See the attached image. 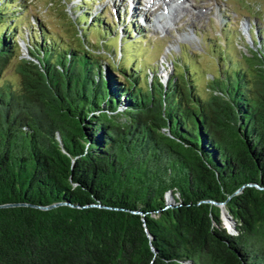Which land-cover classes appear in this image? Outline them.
Here are the masks:
<instances>
[{"label": "trees", "instance_id": "16d2710c", "mask_svg": "<svg viewBox=\"0 0 264 264\" xmlns=\"http://www.w3.org/2000/svg\"><path fill=\"white\" fill-rule=\"evenodd\" d=\"M21 1L0 0V264H264L263 38L217 46L200 89L189 60L161 83L108 59L136 38L100 9L71 21L74 47L22 37Z\"/></svg>", "mask_w": 264, "mask_h": 264}, {"label": "rangeland", "instance_id": "374dc122", "mask_svg": "<svg viewBox=\"0 0 264 264\" xmlns=\"http://www.w3.org/2000/svg\"><path fill=\"white\" fill-rule=\"evenodd\" d=\"M79 1L22 0L21 10L23 11L20 12L22 15L19 12L16 13L20 15L17 18L20 24L21 34L19 35L22 37L27 35L29 29L34 30L37 23L44 27L46 34L59 40L58 43L74 47L79 44L81 34L71 21H75L76 15L81 11H86L89 16H92L100 9L98 16L105 17L102 18V22L107 21L111 29L118 34L128 24V31L136 39L127 40L131 43L125 44L121 52L123 56L118 54V49L114 46L115 54L113 55V52H108L109 47L101 46L100 48L98 45L96 47V39H99V36L91 28L83 35L88 49H92L95 53L96 50L108 52L106 53L109 56L108 59L125 67L134 63L137 68L142 65L141 76L148 71V68H151L161 83L172 74V67L168 60L173 58L181 65L183 62L191 61L193 64L190 65V70L194 72L195 82L200 89L203 87L204 78L217 72L216 59L212 52L217 49V46L227 50L231 60H236L239 59L238 53L247 54L246 48H252L250 35H255L257 45L260 38L264 40V0H155L152 5L149 4L150 6L146 0H139L134 5V11L130 0H84L86 4ZM129 14L137 15V22H134L136 23L134 28L138 29L137 36H134L131 23H126V19L122 22L121 18L123 16L126 18ZM154 16L157 17L156 21ZM157 21L160 22L156 23ZM17 42L20 43L21 49L19 57H24L25 49L21 41ZM111 46H113L112 41ZM132 61L135 62L131 63ZM15 63L16 60L9 63L3 71L2 79L9 82L16 80ZM145 78L148 80L149 75ZM220 208L223 209V205ZM221 221L231 231L229 222L223 217Z\"/></svg>", "mask_w": 264, "mask_h": 264}, {"label": "water", "instance_id": "95a60500", "mask_svg": "<svg viewBox=\"0 0 264 264\" xmlns=\"http://www.w3.org/2000/svg\"><path fill=\"white\" fill-rule=\"evenodd\" d=\"M238 191V190H237ZM14 204H6V205H2V206H4V207H6V206H13ZM219 207L220 206H222L223 205V203H218L217 204ZM52 206H54V205H49V206H46V207H44V209H46V208H51ZM224 218L227 222H229V224H230V226H231V231H229L227 228V231L229 232V233H233V232H235V230H234V227H233V225H232V223H233V220L227 215V213L224 211V209H221L220 208V218Z\"/></svg>", "mask_w": 264, "mask_h": 264}, {"label": "bare ground", "instance_id": "6f19581e", "mask_svg": "<svg viewBox=\"0 0 264 264\" xmlns=\"http://www.w3.org/2000/svg\"><path fill=\"white\" fill-rule=\"evenodd\" d=\"M138 1H139V0H130V4L132 5V9H133V11H134V9H135V8H134V5H135ZM146 1H147L146 3H147L148 5H149V4L152 5V2H153V1L155 2V0H146ZM164 3H165V2H163V4H164ZM119 4H120V3H119ZM150 5H149V6H150ZM164 6L166 7V4H164ZM152 7H153V6H152ZM182 9H184V8H182ZM131 11H132V10H131ZM133 11H132V12H133ZM147 12H148V10H147ZM144 13H145V12H144ZM176 13H177V12H176ZM175 15H176V14H175ZM175 15H174V16H175ZM154 18H155V21H156V18H157V17L154 16ZM159 22H160V21H157L156 23H159ZM146 24H147V23H146Z\"/></svg>", "mask_w": 264, "mask_h": 264}]
</instances>
